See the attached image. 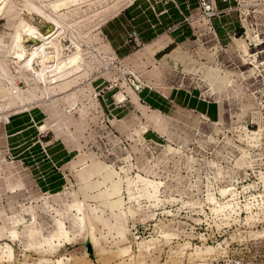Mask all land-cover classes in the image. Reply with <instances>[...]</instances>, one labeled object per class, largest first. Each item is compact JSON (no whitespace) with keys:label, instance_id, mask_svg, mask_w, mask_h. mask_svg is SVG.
I'll return each mask as SVG.
<instances>
[{"label":"rangeland","instance_id":"1","mask_svg":"<svg viewBox=\"0 0 264 264\" xmlns=\"http://www.w3.org/2000/svg\"><path fill=\"white\" fill-rule=\"evenodd\" d=\"M71 1L0 0V264L264 261V0ZM53 3L46 86L9 49Z\"/></svg>","mask_w":264,"mask_h":264},{"label":"bare ground","instance_id":"2","mask_svg":"<svg viewBox=\"0 0 264 264\" xmlns=\"http://www.w3.org/2000/svg\"><path fill=\"white\" fill-rule=\"evenodd\" d=\"M79 3L80 2H78L77 4ZM50 6L53 9V11H51L48 8L36 9L37 12L42 16L44 21L49 24L48 25L49 29L45 32H42L38 28L27 23L26 21H23L18 26V29L14 35L11 49H9V51L10 50L12 51L10 57L13 60L21 61L26 51L22 46L24 45V42L27 40H37L36 43H33V48H31L32 50L28 55L29 57L28 59H26V63H23L22 68L23 70L30 72V74L31 73L36 74V76H38L40 81L45 83L46 86L53 85L54 83L63 80L66 77H71L75 75L78 72V70L82 69L83 61H84L82 55L83 50L81 49V46L79 44H76L78 51L73 55L69 56L67 61L62 62L58 66L49 65L47 62H45V58L47 55H46V50L44 51V49L50 46V47H54L57 50L56 42L58 41L57 38L58 31L62 30L63 32H65V34H67L69 33V29H72L73 27L75 28L77 27L76 25L68 21L70 15L58 14L59 9H63L61 7L63 5H60L59 7L58 4L53 3ZM20 47H23V49H19ZM35 62L39 63V65L41 66L39 72H35L32 67V65L35 64ZM55 71L56 73H52Z\"/></svg>","mask_w":264,"mask_h":264},{"label":"built area","instance_id":"3","mask_svg":"<svg viewBox=\"0 0 264 264\" xmlns=\"http://www.w3.org/2000/svg\"><path fill=\"white\" fill-rule=\"evenodd\" d=\"M199 12L203 17L211 18L217 13L214 0H197ZM218 264H264V261L247 260L244 258H229Z\"/></svg>","mask_w":264,"mask_h":264},{"label":"water","instance_id":"4","mask_svg":"<svg viewBox=\"0 0 264 264\" xmlns=\"http://www.w3.org/2000/svg\"><path fill=\"white\" fill-rule=\"evenodd\" d=\"M31 42H34L33 40H30ZM35 41H37V40H35Z\"/></svg>","mask_w":264,"mask_h":264},{"label":"crops","instance_id":"5","mask_svg":"<svg viewBox=\"0 0 264 264\" xmlns=\"http://www.w3.org/2000/svg\"><path fill=\"white\" fill-rule=\"evenodd\" d=\"M221 19H224V18H221Z\"/></svg>","mask_w":264,"mask_h":264}]
</instances>
